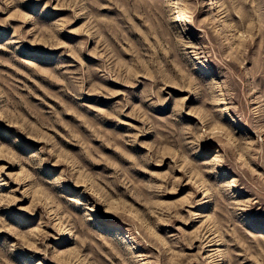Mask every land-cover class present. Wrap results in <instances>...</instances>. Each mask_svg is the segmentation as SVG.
Returning <instances> with one entry per match:
<instances>
[{
    "label": "rangeland",
    "instance_id": "obj_1",
    "mask_svg": "<svg viewBox=\"0 0 264 264\" xmlns=\"http://www.w3.org/2000/svg\"><path fill=\"white\" fill-rule=\"evenodd\" d=\"M0 264H264V0H0Z\"/></svg>",
    "mask_w": 264,
    "mask_h": 264
}]
</instances>
